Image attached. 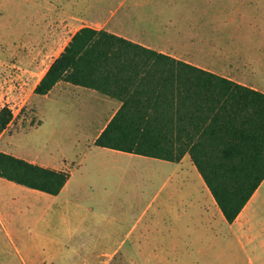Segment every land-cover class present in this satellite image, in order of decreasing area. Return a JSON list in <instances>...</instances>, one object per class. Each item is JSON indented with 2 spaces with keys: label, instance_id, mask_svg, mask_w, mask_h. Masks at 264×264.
Listing matches in <instances>:
<instances>
[{
  "label": "rangeland",
  "instance_id": "rangeland-1",
  "mask_svg": "<svg viewBox=\"0 0 264 264\" xmlns=\"http://www.w3.org/2000/svg\"><path fill=\"white\" fill-rule=\"evenodd\" d=\"M127 12L135 18L125 24L128 33L134 35L132 40L264 90V0H0V110L8 105L15 115L0 136V151L51 169L63 166L65 171L85 160L93 165L95 161L105 162L107 169L121 165V173L116 176L91 174L81 183L84 188L79 189L83 192L78 198L83 199L87 211L72 208L68 214L56 212V200L28 195L25 230L12 231L14 240L0 233V264H23V257L30 259L29 264H47L51 252L58 262L65 251L74 260L87 256L91 264H96V256L112 248L102 244L99 235L103 233L101 227L109 229L107 219L121 209L123 229L129 227L156 190L147 158L124 156L120 164H109L120 157L97 153L98 147L85 153L94 142L96 126L110 110V103L94 97H107L106 94L65 80L47 95L34 92L80 28H99L108 23L110 32H120L123 28L119 23L129 17ZM135 20L138 25H134ZM158 176L155 182L161 181L163 174ZM100 201H104L102 209L97 208ZM40 206L52 209L44 216L43 226L36 224V208ZM93 206L104 211V221L89 211ZM67 223L71 227L84 225L76 240L85 238L87 246L64 240L50 247L38 239L43 230L52 234L58 225L62 224V228ZM157 247L170 256L163 253L160 256L165 262L150 264H178L173 259L178 258L177 249L182 247ZM225 251L218 256L209 252L191 258L183 256L181 260L183 264H249L235 243L227 245Z\"/></svg>",
  "mask_w": 264,
  "mask_h": 264
},
{
  "label": "trees",
  "instance_id": "trees-1",
  "mask_svg": "<svg viewBox=\"0 0 264 264\" xmlns=\"http://www.w3.org/2000/svg\"><path fill=\"white\" fill-rule=\"evenodd\" d=\"M62 80L122 102L95 145L173 162L190 155L229 223L264 181V92L88 26L34 92ZM14 118L0 110V135ZM70 176L0 151V177L15 183L58 195Z\"/></svg>",
  "mask_w": 264,
  "mask_h": 264
},
{
  "label": "crops",
  "instance_id": "crops-1",
  "mask_svg": "<svg viewBox=\"0 0 264 264\" xmlns=\"http://www.w3.org/2000/svg\"><path fill=\"white\" fill-rule=\"evenodd\" d=\"M128 14L127 12L126 15ZM133 19L135 18H133L130 12L129 17L122 19L119 23L120 25L122 24L121 28L123 29L120 32L114 30L115 33H111L149 47L148 44L131 39L134 35L128 33V28H126L125 24H130ZM107 24L108 23H105L103 27L93 28L105 29L107 31L112 30L110 27L108 29ZM134 25H138V20H135ZM158 52L169 54L164 50ZM237 53L238 51H235V54ZM229 54L231 55V53H228V55ZM178 59L189 62V60L186 59ZM196 66L209 70L208 67L205 66ZM219 75L264 92L262 88L252 86L250 82H239L230 75ZM94 98L105 100L110 103V110L96 126V134L92 140L94 142L86 147L88 150H86L85 153L87 154L88 151H92L94 147H98L99 149L97 150L99 151H97V153H110L120 157L113 158L110 160L109 164H120L123 161L121 158L124 156H132L131 158H135L134 155L138 154L95 145L96 139L117 113L122 102L108 95L107 97ZM91 116H93L92 118L94 120L95 113H91ZM143 157L149 160L150 166L148 171H150L153 184H157L156 190L149 198V202L142 214L136 218L135 222L131 223L129 227L123 229L122 224L124 223V219L123 212L121 214L120 211L121 209H116L115 216L107 219V222L110 221L109 229L106 230L101 227L100 229H103V233H99V235L102 239V244L112 248L96 256V264H123L124 262L139 264L141 261L147 262V264H150L152 261L154 263L159 261L165 262L166 259L162 258L160 255H163V253L166 255L167 251L157 247L164 245L167 247H182L181 249H177V251L179 250L178 258L173 260L177 261L178 264H183L181 260L183 256H190L191 258L193 255H201L207 252L211 255L216 254L218 256L226 252L225 249L227 245L232 243L239 246L242 252L245 253L249 264H264V181L236 220L233 223H229L190 155L187 154L177 162L154 157ZM88 162L87 160L83 162L80 161L76 166L69 169V171L71 170V176L58 195H51L0 177V233L6 234L9 238L14 240L12 231L20 232L22 229L25 230L27 223L28 195H34L40 198L46 196L47 199L51 198L52 200H56L59 204V207L54 209L56 212L68 214L72 208H76L77 211H87L86 209H88V207L84 206L83 199H79L83 192H79V189L84 188L81 183H84L85 179L91 174L104 177L106 175L116 176L117 173H121V165H114L113 168L107 169L103 166L105 162L98 163L99 161H95L97 163H94V165ZM55 169L66 170L63 166H55ZM160 173L163 174V176H161V181L155 182V179L159 178L158 174ZM75 196L77 197V201ZM104 201H100L97 208L102 209L104 207ZM36 209L39 213L36 224L41 223V226H43L42 220L44 216L51 212L52 209L43 208L42 206ZM89 211L100 216L102 221L105 220L106 214L103 210H96L93 206ZM149 214H151V216L149 219H146ZM61 226L62 224L58 225L55 228L56 232L52 234L47 233V230H43L39 234L38 239L50 247L56 244L59 245L62 243L61 241L64 242V240L76 245H88L85 238H82L80 241L76 240L77 235L84 230V225L82 223H79L76 227H71V223L64 224L62 228ZM98 240L99 239H96L95 241ZM89 242L91 243L92 241L89 240ZM67 245L69 244H64V246ZM217 245H220L218 249ZM205 246L209 247L205 248ZM220 247L224 248L220 249ZM168 251L169 253L176 254L173 250L168 249ZM68 254L69 253H66V251L62 253V256L57 262L54 253L51 252L49 255L52 258L49 257L51 261L48 259L50 262L47 264H75L77 262L79 264H91L90 257L83 256L77 261L74 260V256H68ZM167 256L170 255L167 254ZM23 258L24 262L22 261V263L29 264L28 261H30V259L27 260V258Z\"/></svg>",
  "mask_w": 264,
  "mask_h": 264
}]
</instances>
